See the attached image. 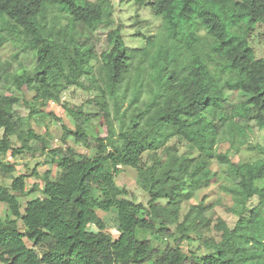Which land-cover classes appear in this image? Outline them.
Wrapping results in <instances>:
<instances>
[{
  "label": "trees",
  "instance_id": "obj_1",
  "mask_svg": "<svg viewBox=\"0 0 264 264\" xmlns=\"http://www.w3.org/2000/svg\"><path fill=\"white\" fill-rule=\"evenodd\" d=\"M132 1L162 19V38L138 33L144 44L133 49L114 28L98 52L93 34L114 24L110 0H0V48L14 42L30 59L14 69L0 64V157L49 152L47 163L57 167L28 190L27 176L0 162V175L11 179L0 184V208L7 206L0 264H264V144L256 147L261 158L248 162L218 150L226 142L239 152L251 122L264 130V56L251 41L264 27V0ZM72 87L93 95L88 104L103 119L101 132L88 133L92 114L82 106L61 104ZM227 92L247 100L228 109ZM30 93L42 108L61 104L69 117L73 128L61 127L60 147L34 129L35 109L17 114ZM215 164L238 180L226 188L238 217L233 227L211 219L204 200L182 215L183 204L217 183ZM127 168L146 205L117 184ZM37 192L42 197L22 205ZM97 211L115 214L116 239ZM158 239L164 247L153 244ZM184 243L198 246L184 252Z\"/></svg>",
  "mask_w": 264,
  "mask_h": 264
},
{
  "label": "rangeland",
  "instance_id": "obj_2",
  "mask_svg": "<svg viewBox=\"0 0 264 264\" xmlns=\"http://www.w3.org/2000/svg\"><path fill=\"white\" fill-rule=\"evenodd\" d=\"M90 1L97 2L98 0ZM110 1L114 6V24L107 29H102L99 32L93 34L94 39H99V41L101 40L100 42L95 43V48L98 52L101 49L105 48L103 38L105 37L106 33L114 28L121 29L126 45L133 49H138L144 44L142 42L141 35H144L145 37L156 36L159 39L162 38V19L155 16L149 8L139 9L132 0ZM55 15L57 16V21H61V23L64 24V19L66 16L64 14H60L58 11H55ZM138 33H140L141 35ZM137 35L139 36L137 37ZM251 41L253 47L256 49L257 54L260 57L264 56V27L256 30L253 33ZM16 54L17 56H15ZM4 62H12V69H14L19 66V63H24L25 65L29 64L30 59L25 57V54L19 51L18 45L14 44V42H9L6 43L2 48H0V64ZM5 84L6 83L2 77L0 90L3 89V86ZM16 95L19 96L18 93H16ZM92 96L93 95L89 94L88 92H85L76 87H72L64 94L61 104L65 103L67 105L82 106L86 113L92 114L91 120L87 123L88 133H99L102 131L101 126L103 124V119L98 116L97 109L88 104V101L92 98ZM225 97V104L228 109H231L234 105L245 102L247 100L245 95H243L242 93L227 92ZM21 99H24V103L21 102V104L15 107L17 114L23 117H27L31 113V110L35 109L37 114H34L32 116V118L34 119L32 123L34 129H36V131L40 133L48 132L51 135V148L54 149L60 147L62 145L60 141V137L62 134L61 127L63 125H66L69 128H73L72 124L70 123L69 117L62 108V105L50 102L46 106V108H42L38 103L33 102L32 93L26 95L25 97H21ZM47 113H51L53 117H45ZM42 116L44 117L43 119L40 118ZM36 118H39L37 120L39 123L35 121ZM250 126L252 127V131L248 133V142L246 145L240 148L241 150L239 152L231 150L229 143L226 142L220 143V145L218 146L219 152H230V156L235 163L255 161L260 159L261 155L259 154V151L256 147L258 145L264 144V130H261L254 122H251ZM2 134L3 132L2 130H0V137L2 136ZM69 144L72 145V147H74V149L79 153L87 154L88 156H92L95 153L94 148L87 150L81 145H75L72 140H69ZM30 145L31 147L36 148L37 143L31 142ZM10 155H12V152H9L8 155L4 158L0 157V162L16 165L17 172L15 175L18 176L22 174L27 176L26 183L28 190H31L34 185L41 186V176L48 167H51L53 169L52 171L54 174L57 170L56 165L47 163L48 160L50 161L49 152H25L21 156H13L12 160L9 159ZM214 170L218 171L217 183L197 192L193 200L183 204L182 215L188 210L190 204H199L202 200H204L205 206L210 207L208 216L211 219L215 220L216 218H222L228 223L230 227H233L238 220V217L228 210L234 206V201L232 195L226 191V188L234 187L238 183V180L229 178L227 176L225 167H221L215 164ZM37 175H39L40 178ZM136 177V172L131 168H127L122 170V173L117 178L116 182L120 187H125L127 189V199L132 200L136 203H142L146 205L148 198L138 187ZM1 183L9 185L11 183V179H3V177L0 175V184ZM259 184L261 183L259 182ZM35 197H42V193L37 192L28 198L22 199V205L26 203L27 199ZM257 205L258 200L255 198L250 203V206L253 207ZM1 207L2 208H0V215L5 218L7 214V212H5V208L7 206L2 205ZM97 214L99 215V217L103 218L106 224V232L116 239L118 237V233L115 214L112 212L106 213L103 211H97ZM144 237L145 236L140 235L141 239H143ZM165 243L166 241H162L160 239L153 241V244L160 248L164 247ZM197 246V243H193L190 246L188 243H184L183 251L186 252L190 248L194 250ZM204 253L205 250L201 249L199 254L202 255Z\"/></svg>",
  "mask_w": 264,
  "mask_h": 264
},
{
  "label": "built area",
  "instance_id": "obj_3",
  "mask_svg": "<svg viewBox=\"0 0 264 264\" xmlns=\"http://www.w3.org/2000/svg\"><path fill=\"white\" fill-rule=\"evenodd\" d=\"M9 159H11V158L9 157Z\"/></svg>",
  "mask_w": 264,
  "mask_h": 264
}]
</instances>
